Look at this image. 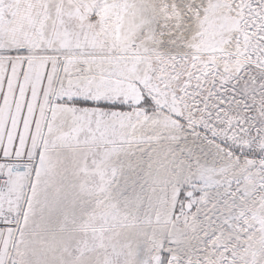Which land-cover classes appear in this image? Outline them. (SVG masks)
<instances>
[{
    "label": "snow or ice",
    "instance_id": "1",
    "mask_svg": "<svg viewBox=\"0 0 264 264\" xmlns=\"http://www.w3.org/2000/svg\"><path fill=\"white\" fill-rule=\"evenodd\" d=\"M0 264H264V0H0Z\"/></svg>",
    "mask_w": 264,
    "mask_h": 264
}]
</instances>
